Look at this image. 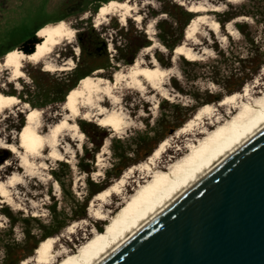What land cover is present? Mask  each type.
I'll return each instance as SVG.
<instances>
[{
  "label": "rangeland",
  "instance_id": "1",
  "mask_svg": "<svg viewBox=\"0 0 264 264\" xmlns=\"http://www.w3.org/2000/svg\"><path fill=\"white\" fill-rule=\"evenodd\" d=\"M106 1H2L0 61L7 54L5 51L20 49L41 24L63 19L75 34L44 59L64 69L48 71L43 61L24 60L23 75L16 80H10L8 69H0V91L20 100L18 105L0 112V145H17V134L29 108H40L41 131L60 120L66 112L62 108L65 89L75 80L76 72L112 80L116 70L125 69L137 58L148 66H153L154 61L169 70L163 84L169 98L147 84L141 90L119 84V102L114 104L106 99L103 104L108 109L121 108L127 125L114 132L111 127L97 124L94 118H75L83 133L81 140L63 133L59 149L64 159L47 157L46 149L45 156L34 160L30 173L20 166L17 152L0 146V180L14 173L21 179V183L10 187L12 204L0 197V264L29 260L38 243L48 235L57 238L56 248L62 243L73 251L90 231H104L105 219L98 225L88 210L91 200L87 207L82 205L93 187L89 181L99 182L101 188L108 186L129 167L145 160L165 137L171 147L162 154V160L168 161L177 144L185 148L184 137L177 139L173 135L179 126L201 105H216L224 95L253 83L264 69V0H130L136 3L137 11L127 21L123 23L119 16L109 15L96 25L94 16ZM190 4L204 9L192 11L194 18H201L194 22L193 36L185 38V29L193 17L184 24L183 9L188 10ZM137 14L139 20L134 19ZM235 14L238 15L225 20ZM210 20L218 22L217 30L210 28ZM178 38L176 45L184 43L191 47L198 59L175 54L174 48L166 45ZM98 69L100 72L95 73ZM222 109L227 110L225 106ZM21 150L18 148V152ZM126 181L129 188L122 186L121 196H129L133 190L129 179ZM120 195L108 198L111 206L104 210L115 211L121 202ZM125 207L112 217H118ZM73 223L78 231L65 232Z\"/></svg>",
  "mask_w": 264,
  "mask_h": 264
},
{
  "label": "bare ground",
  "instance_id": "2",
  "mask_svg": "<svg viewBox=\"0 0 264 264\" xmlns=\"http://www.w3.org/2000/svg\"><path fill=\"white\" fill-rule=\"evenodd\" d=\"M187 9L201 11L204 8L190 4ZM136 11V3L130 0H108L99 7L94 20L96 25H99L109 15H116L124 23ZM200 18V15L193 17L192 22L185 29V38H189L194 33L196 30L194 22ZM134 19L139 20L140 15H135ZM203 19L205 20L204 17ZM209 26L217 30L219 24L212 20ZM74 34V29L63 19L47 23L37 31L40 41L35 45L33 52L27 54L21 49H16L5 54L0 61V69L9 70L10 80H16L23 75L21 66L24 60L33 63L43 61L44 69L48 71L64 69L44 59L48 58L62 41H70ZM173 51L189 60H196L199 57L184 43L176 45ZM153 64L148 66L137 58L125 69L116 70L112 80L86 75L67 92L62 103V108L66 110L65 114L47 131L40 130V108L32 107L26 110L25 123L17 134V145L10 143L6 146L5 143H1L0 146L17 152L20 166L30 173L34 168V160L45 156L43 152L46 149L47 157L64 159L62 149H59L60 137L63 133L71 134L72 137L81 140L83 133L78 129L75 118L86 120L94 118L93 120L103 127H111L114 132L121 131L127 125L126 114L121 108L108 109L103 104L106 99L114 104L119 102L120 98L116 94L119 84L123 83L138 90L144 89L147 84L161 92L165 98H169L164 90L165 86L163 87L164 78L169 70L160 67L154 61ZM94 72H100V69ZM19 103L18 97L0 91V112ZM223 106L226 107V111H222ZM23 107L27 108V103H24ZM263 128L264 69L261 76L256 77L253 83L246 84L241 91L224 95L216 105L210 103L201 105L191 118L179 126L173 135L176 138L184 137L185 148L177 144L174 155L168 161L162 160V154L171 147L169 139L165 137L145 160L137 166L129 167L119 178L93 195L88 210L97 219L98 225L105 219L104 231L94 234L90 231L88 235L82 237L77 249L73 251L62 243L56 248L57 238L48 235L38 243L29 260H22V264H28L30 261L32 264H58L60 261L61 264L100 263L182 192L194 185ZM18 148L22 149L21 152H18ZM126 179H129L133 190L129 196H121L122 186L124 189L129 188ZM19 183L21 179L16 173L5 180H0V197L3 202L13 203L10 187ZM114 194H121L118 208L115 211L110 209L105 211L107 206H111L107 199ZM123 207L125 210L118 217L113 218L112 215ZM74 227V223L68 225L65 232L73 234L78 231L74 230Z\"/></svg>",
  "mask_w": 264,
  "mask_h": 264
},
{
  "label": "water",
  "instance_id": "3",
  "mask_svg": "<svg viewBox=\"0 0 264 264\" xmlns=\"http://www.w3.org/2000/svg\"><path fill=\"white\" fill-rule=\"evenodd\" d=\"M98 264H264V128Z\"/></svg>",
  "mask_w": 264,
  "mask_h": 264
},
{
  "label": "trees",
  "instance_id": "4",
  "mask_svg": "<svg viewBox=\"0 0 264 264\" xmlns=\"http://www.w3.org/2000/svg\"><path fill=\"white\" fill-rule=\"evenodd\" d=\"M193 15H194V14H193L192 11H189V10H185V9H183L184 24L188 23V22L190 21V19L193 17ZM236 15H238V14L231 15V16L227 17V19H225V20H229V19L233 18V17L236 16ZM219 21H220V22H223V20H219ZM44 24H45V23H44ZM44 24H41V25L37 26V27L32 31V36H31V37H30V38H29L24 44H22V45L20 46V49H21L22 51H24V52L27 53V54L33 52L35 45L40 41V38H39L35 33H37V31H38L41 27H43ZM37 29H38V30H37ZM180 38H181V37H180ZM180 38H178L176 41H174V42H172V43H167V42H166V45H167L169 48H174L175 45L179 42ZM5 52L8 53V51H5ZM9 52H12V50L9 51ZM128 62H129V61H128ZM86 75H88V73H86L85 71L76 72L75 80H74L72 83H70V84L66 87V89H65V94H67V92H68L71 88H73V87L76 85V80H77V79L79 80V79L85 77ZM62 98H63V97H62ZM64 99H65V97H64ZM154 148H155V147H154ZM152 150H153V149H152ZM3 157H4V156H3ZM4 158H5V157H4ZM118 170H119V172L121 171V169H118ZM85 171L88 172V171H90V170H88V169L86 168ZM89 183H90V184H93V187L90 188L88 195L85 196V198H84L83 201H82L83 208L87 207L88 202L90 201V199L92 198V196H93L96 192H98L99 190L102 189L101 187H99V182H97V181L94 182V181H91V180H90ZM80 216H84V214H81ZM10 262H11V263H9V264H13V263H12L13 261H10ZM15 262H16V261H15Z\"/></svg>",
  "mask_w": 264,
  "mask_h": 264
},
{
  "label": "flooded vegetation",
  "instance_id": "5",
  "mask_svg": "<svg viewBox=\"0 0 264 264\" xmlns=\"http://www.w3.org/2000/svg\"><path fill=\"white\" fill-rule=\"evenodd\" d=\"M2 1H3V0H0V6H2ZM115 16H116V15H115ZM37 30H38V29H37Z\"/></svg>",
  "mask_w": 264,
  "mask_h": 264
}]
</instances>
